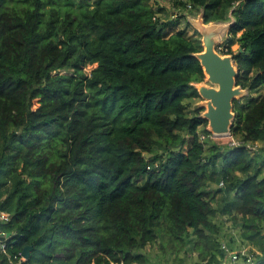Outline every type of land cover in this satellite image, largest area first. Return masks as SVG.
<instances>
[{"label": "trees", "instance_id": "obj_1", "mask_svg": "<svg viewBox=\"0 0 264 264\" xmlns=\"http://www.w3.org/2000/svg\"><path fill=\"white\" fill-rule=\"evenodd\" d=\"M153 1L0 0V229L10 254L33 246L22 264H151L166 239L196 264L224 243L264 256V156L200 140L201 36ZM172 1L206 24L235 7L221 54L249 95L231 134L263 141L264 0Z\"/></svg>", "mask_w": 264, "mask_h": 264}, {"label": "water", "instance_id": "obj_2", "mask_svg": "<svg viewBox=\"0 0 264 264\" xmlns=\"http://www.w3.org/2000/svg\"><path fill=\"white\" fill-rule=\"evenodd\" d=\"M234 10L235 7L230 10L226 21L206 24L203 9L198 19L190 20L202 37L203 51L193 56L199 60L205 74L204 81L195 83L194 87L201 97V105L206 106L201 117L208 122L207 131L217 137L231 134L236 116L234 101L249 95L247 89L237 85L239 70L234 63V57L222 55L217 51L222 39L228 37V33L236 24ZM10 236V233L6 234V237ZM0 239L4 240L5 237L0 236ZM32 250L33 246L23 249L22 256L26 261L30 259Z\"/></svg>", "mask_w": 264, "mask_h": 264}, {"label": "rangeland", "instance_id": "obj_3", "mask_svg": "<svg viewBox=\"0 0 264 264\" xmlns=\"http://www.w3.org/2000/svg\"><path fill=\"white\" fill-rule=\"evenodd\" d=\"M77 1V0H74ZM152 6L155 7V9L158 8H162V12L158 14L159 17H161L163 20H179L181 15H184L186 17V19H181V25L178 29H182L185 28L186 26V22H188L191 26V28L188 29V34L190 37H196V33L195 31H197L195 29V27L192 25V23L190 22V20H196L198 19L199 15L202 12V9L198 12V11H193L191 8H188L186 11H183L179 8H177L174 5V2L172 0H155L152 2ZM51 8V6H48V9ZM177 29V30H178ZM227 38L228 37H224L221 41L220 44V49L218 51L217 47V51L221 54L224 46L227 44ZM202 39V37H201ZM223 55V54H222ZM97 67L96 65H92V66H88L86 68V72L88 74L91 73V71L93 69H95ZM60 74H67L66 72H61ZM257 96V94H251V97H255ZM247 97L245 98H241L237 101H244ZM202 101H198L193 107H192V111H195L197 109H200V107H202V110L204 112V110H206V106L201 105ZM202 112V113H203ZM219 143H222L224 146L227 145V141L222 137L220 139L215 140ZM264 172V170H263ZM264 175V173H263ZM220 186V184H219ZM218 185L214 184L212 185V189L217 188ZM224 187V186H223ZM217 199H220L221 196L220 195H216ZM219 221L223 218L225 220V226L224 229L226 228V230H228V232H232L233 234L237 233L238 230V226L234 224L233 221L229 220V218L227 216H218ZM161 245H165L166 246V254L164 253V250L161 249ZM172 247H179L175 246V244H172L171 242L168 241V239H166L165 241H159L156 244L148 247L147 249V254L150 256L152 263L151 264H196L198 261H200V258L197 256V254H193L192 256H186L185 251H181L179 254L177 251L175 250H171ZM251 248V247H248Z\"/></svg>", "mask_w": 264, "mask_h": 264}, {"label": "built area", "instance_id": "obj_4", "mask_svg": "<svg viewBox=\"0 0 264 264\" xmlns=\"http://www.w3.org/2000/svg\"><path fill=\"white\" fill-rule=\"evenodd\" d=\"M188 8H191L190 6ZM217 140L222 137H217L210 133V136H206L200 134V140L205 142L207 139ZM227 141V147L229 148H243L245 149L251 156H264V140L263 141H245L239 138H236L232 134L223 137ZM224 183L221 182L220 187H223ZM9 215L6 213L0 212V221L2 223L9 222ZM0 236L5 237L4 240H1V251L7 257V264H22L25 261V258L22 256V252H19L16 255H12L8 252L6 247V242L10 239V237H6V233L2 232L0 229ZM222 249L225 251V260L223 264H261L263 261L259 258H264L263 254L258 251L252 250V248L242 247L239 250L230 251L227 248V244L224 243L222 245Z\"/></svg>", "mask_w": 264, "mask_h": 264}]
</instances>
